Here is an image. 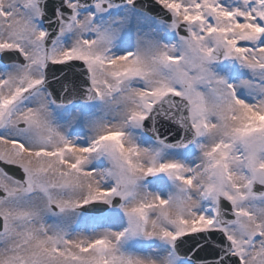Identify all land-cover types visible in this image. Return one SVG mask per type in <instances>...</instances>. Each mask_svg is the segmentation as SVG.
<instances>
[{
  "label": "snow or ice",
  "instance_id": "6c2138e0",
  "mask_svg": "<svg viewBox=\"0 0 264 264\" xmlns=\"http://www.w3.org/2000/svg\"><path fill=\"white\" fill-rule=\"evenodd\" d=\"M0 264H264V0H0Z\"/></svg>",
  "mask_w": 264,
  "mask_h": 264
}]
</instances>
